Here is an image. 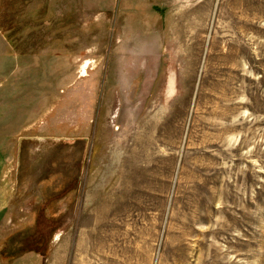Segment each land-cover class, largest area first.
Instances as JSON below:
<instances>
[{
	"label": "rangeland",
	"instance_id": "rangeland-1",
	"mask_svg": "<svg viewBox=\"0 0 264 264\" xmlns=\"http://www.w3.org/2000/svg\"><path fill=\"white\" fill-rule=\"evenodd\" d=\"M2 35L0 264H264V0H0Z\"/></svg>",
	"mask_w": 264,
	"mask_h": 264
},
{
	"label": "crops",
	"instance_id": "crops-1",
	"mask_svg": "<svg viewBox=\"0 0 264 264\" xmlns=\"http://www.w3.org/2000/svg\"><path fill=\"white\" fill-rule=\"evenodd\" d=\"M0 41H1L0 44L2 45V48L5 50V52H2L3 55H1V56H3V58H2L1 61L6 66L8 63H11L12 59H13V63H14L13 73H14V76L17 73L21 74V70H22V66H21L22 52L18 51L16 49H11V47H9V45L7 44L6 39L4 38L3 35L1 36V40ZM6 46L8 48L7 51H6ZM10 52H12V55L9 54ZM16 62H18V64H16ZM3 135H5V134H3ZM0 136H2V135L0 134Z\"/></svg>",
	"mask_w": 264,
	"mask_h": 264
}]
</instances>
